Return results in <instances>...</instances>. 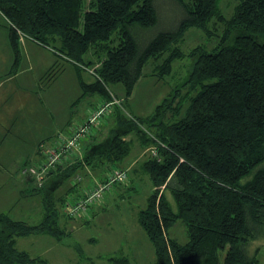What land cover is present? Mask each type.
I'll use <instances>...</instances> for the list:
<instances>
[{
  "label": "trees",
  "instance_id": "obj_1",
  "mask_svg": "<svg viewBox=\"0 0 264 264\" xmlns=\"http://www.w3.org/2000/svg\"><path fill=\"white\" fill-rule=\"evenodd\" d=\"M174 1L182 14L176 28L140 45L132 28L157 23L154 0H0L14 64L21 36L43 46L49 45L47 38H60L59 53L82 68L93 67L95 80L81 82L83 93L105 100L111 84H122L120 99L125 101L149 60H160L154 71L165 75L171 73L174 59L189 56L191 68L183 82L188 89L182 98L195 92L180 117L179 90L157 105L147 119L155 127L153 133L141 128V118L114 106L108 134L82 141V160L54 164L39 182L31 176L37 185H30L28 193H42V219L30 224L0 212V264L48 263L19 249L16 239L31 234L61 239L57 203L67 200L56 199L53 191L82 164L104 179L111 166L118 167L129 155L132 142L124 137L131 132L143 148L152 144L157 149L156 156L149 154L135 168L147 174L152 185L137 221L153 244L155 264L258 263L256 254L263 244H253L264 237V0H239L229 18L220 0ZM219 23L222 34L211 50L196 45L183 51L177 44L188 28L211 34ZM88 51L97 54L95 60L83 59ZM168 112L177 117L166 122ZM55 167L58 171L52 174ZM119 168L129 175L128 168ZM178 220L187 227L185 243L169 234ZM107 259L130 264L125 255Z\"/></svg>",
  "mask_w": 264,
  "mask_h": 264
},
{
  "label": "rangeland",
  "instance_id": "obj_2",
  "mask_svg": "<svg viewBox=\"0 0 264 264\" xmlns=\"http://www.w3.org/2000/svg\"><path fill=\"white\" fill-rule=\"evenodd\" d=\"M238 1L220 0L219 7L222 13L229 18L233 14ZM154 4L158 15L157 23L149 28H141L138 25H134L132 28V33L139 39L140 45L146 43L160 31L174 30L182 17L181 10L174 0H154ZM211 26L214 25L211 24ZM8 28V20L0 13V51L2 52V55H0V95L10 98L15 97L13 96L15 92H18V95L21 93V96L24 95L26 99V104H32L31 112L33 114L36 112L42 113L38 114L41 116L44 113L48 115V111L51 110V112L59 113L56 116L59 118L58 120L63 121L68 116V119H71V124H75L78 119H81L80 114L84 113L90 106L95 105L96 100L100 98L95 97L96 100H93V93H83L81 82L95 80L93 67L82 68L80 64L74 63L59 53L56 49L61 48L60 38L57 40L47 38L49 45L43 46L27 36L19 38L18 47L16 48V50H19V62L14 64L13 50L15 49L11 44ZM222 28L223 25L219 23L215 26L214 32L208 34L204 29L190 27L177 44L183 51H188L196 45L204 46L209 51L218 43ZM4 51L9 53L6 58L10 57L11 59V61L6 60V64L2 60L5 55ZM99 53L102 54V51ZM96 55L95 53L92 56L91 52L88 51L83 59L85 61L92 58L95 60ZM159 61L149 60L145 64L142 75L136 81L131 94L125 101L121 99L123 113L141 118L143 123H139V125L150 133L155 132V127L150 125L147 119L151 118L157 105L179 90L177 100L183 103L178 114V117H180L189 104V97L195 94L194 91H191L182 98L188 89L183 82L188 76L192 58L185 56L184 58L174 59L171 73L165 75L159 74L157 70L154 71V67ZM52 63H55L53 67ZM1 64L7 65L6 68L2 69ZM121 85L111 84L109 86L110 91L119 99L121 94H124ZM177 100L175 103H177ZM37 104L43 108L36 110L34 105L37 106ZM45 104H47L49 110ZM113 109L111 111V114L113 113L112 117L109 114L102 125L100 124L96 133L97 139L106 136L113 126L115 113ZM25 116H28L27 113ZM176 117H171V113L168 112L163 119L169 122ZM32 136L31 126L27 130L26 127H20L18 123L16 128L7 133V137L0 148V165H3L0 166V212H6L14 219L36 224L40 221L43 212L41 205L43 202L37 203L42 193L39 191L32 192L31 196L24 198L14 189L11 180L7 182L1 180L7 175L4 173V168L7 170L10 168L16 169L15 166L23 162L22 157L31 154L32 145H30L31 141L29 140ZM124 138L132 139L133 143H131L129 155L119 163L118 167L124 166L123 163L132 161L140 154V146L136 144L138 140L136 133L131 132ZM154 146L152 144L148 146L147 151L143 154L144 156L140 157L135 167L145 156H150L149 149ZM83 149L82 144V157L80 159L77 155H73L67 161L72 163L75 160L77 162L82 160ZM5 163H12L11 167L6 166ZM136 172L134 171L131 174L129 170L128 176L132 179H128L125 183L127 185L131 184L135 191H127V189L119 191L115 186L114 189L111 188L108 193L112 196L109 198L103 197L99 201V204L101 203L99 213L92 217L89 212V222H83V217H80L81 219H67L62 214L64 205L59 208L57 203L59 210L58 222L62 230V238L56 240L51 239L47 234H31L28 237H18L16 246L33 256L45 258L47 264H114L107 259V256L116 254L127 256L130 264H155L156 256L153 244L137 221L138 212L147 204V197L152 190V185L147 174L143 175L139 172L136 175ZM77 174L81 177V180L76 184L86 183L87 179L90 182L93 177L97 178L96 175L90 177L86 169L80 168L69 178H65L54 197L59 196L64 190L65 195H67L65 199L72 201L74 196L73 192L70 191L71 188L68 189V184L73 183V179ZM89 187H86L85 190ZM169 234L180 243H185L188 240L187 227L181 220L176 221L171 226ZM262 244L263 246L256 254L258 258L256 264H264V237L253 244V247Z\"/></svg>",
  "mask_w": 264,
  "mask_h": 264
},
{
  "label": "crops",
  "instance_id": "obj_3",
  "mask_svg": "<svg viewBox=\"0 0 264 264\" xmlns=\"http://www.w3.org/2000/svg\"><path fill=\"white\" fill-rule=\"evenodd\" d=\"M50 51H52V50H50ZM4 53H5V51H4ZM0 55H2L1 51H0ZM6 55H9V53H5V55L2 59L3 62H5V64L7 63L6 60L11 61L10 57L6 58ZM55 57H56V55H55ZM18 62L19 61L17 60L16 63H18ZM21 63H22V59H21ZM54 64L52 63V67ZM6 66L7 65L1 64L2 69L4 67L6 68ZM18 88H19V86H18ZM21 89H23V88H21ZM13 96H15V97L9 98L7 96L5 97L3 95H0V130H1L0 131L1 132V134H0V136H1L0 137V148H1L4 140L7 137V133L10 130H13L14 128H16L17 124L19 123L20 127H26L27 130H29L30 126L32 128L33 136L29 140V141H31L30 145H32L31 146V154L30 155H24L22 157L23 162L18 164V166H15L16 169L13 170L12 168H10L9 170H7L6 168H4V170H5L4 173L7 175L9 174V175H8V178L6 175L1 180L3 182H7L8 180H11L10 182H12V186L14 187V189H16V191H18L20 196H23L25 198V197L32 195V193H28V191H29L28 188H30L29 186L30 185H37V184H36V181L31 180L32 179L31 175H29L28 173H25L24 170L26 167H30V166H32V165H34L40 161V159H41V155H40L41 143H46V142L51 143L53 141V139L59 134H66V135L70 134L72 131V128L74 127L75 124H71V119L70 118L68 119V116L65 117L64 118L65 120H63V121L58 120L59 118L56 116L59 115V113L54 112V111L51 112V110H49V108L47 107V104H45V106L49 110L48 115H45V113H44L41 116L38 114H42V113H36V112H34L35 114H33V112H31L32 104H30V103L26 104V99H25L24 95L21 96V93H20V95H18V92H15L13 94ZM95 97H98V96H96V94H93V100H96ZM100 100H102V99L101 98L97 99L96 103L99 102ZM41 104H42V102H41ZM34 107L36 110H38V109L41 110L43 108L39 104H37V106L34 105ZM87 110L88 109H86L84 111V113L80 114L81 116H79V117L81 119H78L79 120V121L77 120L78 122L83 121L86 118ZM26 113L28 116H25ZM70 117H71V114H70ZM30 134H31V132H30ZM125 139H128V138H125ZM128 140L132 141V139H128ZM135 142H136V139H135ZM132 143H133V141H132ZM136 144H138L140 146L139 147L140 154L137 155V157H135V159H133L132 161H130L128 163H123V165H124L123 167L128 168L130 170L131 174H132V172L135 171V168H136L135 166L138 163L140 157L144 154V152L147 151V148H148V147L143 148L139 140H137ZM145 157L143 159H145ZM60 163H62V166H68L71 164V161L68 162L66 160V161H61ZM11 164L12 163H5L6 166H10V167H11ZM13 165H15V164H13ZM0 166L2 167L3 165H0ZM133 166L135 168H132ZM56 167L52 170V172H51L52 174H54L55 172L58 171V169ZM82 168L86 169V171L90 177L96 175L97 178H102L104 176L103 174H102L103 176L102 175L99 176L98 174H95L93 172V170L91 169V167L88 166L87 164H82ZM79 170L80 169H77L76 171H79ZM136 175H137V173H136ZM90 177H88V178H90ZM46 178H48V176ZM92 179L90 182H89V179H87L86 183L85 182L82 184L78 183V184H76V186L74 188L71 187L70 183L68 184L69 185L68 189H70V187H71L70 191L73 192V196H74L73 200H77V199L82 197L85 188L89 187V185L92 183ZM128 179H132V178L129 176ZM125 183L126 182L115 183V184H113V186L111 188L114 189L113 187L115 186V188L119 191L124 190V189H127V191H132V190L135 191V188L133 186H131V184L127 185ZM58 188L55 191H53L54 194L56 193ZM108 192L104 193L103 197L109 198L110 196H112ZM66 196L67 195H65V191L63 190L59 196H56V199H58L60 197H66ZM40 201L43 202V196L39 197V200L37 201V203L38 202L40 203ZM41 205L43 207V212H42V216H43L44 205L42 203H41ZM99 205H101V203L99 204V202H97V203H94L90 206V208L88 210V217H86V218L83 217V220H84L83 222H89L90 221V218H89L90 215H92V217H93L95 214L99 213L98 210L101 209V207ZM61 206H59V208H61ZM89 212H90V215H89ZM62 214L65 216L64 213H62ZM41 219H42V217H41ZM85 220H89V221H85ZM91 220H93V219H91ZM22 237H28V236H22ZM22 237H19V238H22ZM50 238L56 239L52 236H50ZM16 242H17V239H16ZM21 250H24V249H21Z\"/></svg>",
  "mask_w": 264,
  "mask_h": 264
},
{
  "label": "built area",
  "instance_id": "obj_4",
  "mask_svg": "<svg viewBox=\"0 0 264 264\" xmlns=\"http://www.w3.org/2000/svg\"><path fill=\"white\" fill-rule=\"evenodd\" d=\"M121 104V99L115 97L112 91H110L109 98L105 100L102 99L95 105L87 108L86 118L83 121H77L70 134H59L51 143H41L40 161L30 167H26L24 170L25 173L34 176L39 182L54 164L66 161L73 155H77L80 159L82 157V141L88 136L95 135L100 124L102 125V122L106 117L111 114L114 106L122 108ZM122 110L124 109L122 108ZM129 117L131 116L129 115ZM149 154L151 156L157 155V149L155 146L149 149ZM74 178L75 179H73L71 185H75L76 182L81 180V177L78 174ZM127 180L128 174L125 169L111 166V168L106 171L104 179H92L90 187L84 190L81 198L72 201H65L63 204L64 206L62 207L63 213L69 218L88 217L90 206L99 202L103 198L104 193L108 192L113 184L124 183Z\"/></svg>",
  "mask_w": 264,
  "mask_h": 264
},
{
  "label": "bare ground",
  "instance_id": "obj_5",
  "mask_svg": "<svg viewBox=\"0 0 264 264\" xmlns=\"http://www.w3.org/2000/svg\"><path fill=\"white\" fill-rule=\"evenodd\" d=\"M100 167V166H99ZM104 169V168H103ZM108 169V168H107Z\"/></svg>",
  "mask_w": 264,
  "mask_h": 264
}]
</instances>
